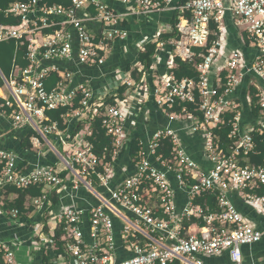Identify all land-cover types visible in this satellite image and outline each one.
<instances>
[{
  "label": "built area",
  "instance_id": "built-area-1",
  "mask_svg": "<svg viewBox=\"0 0 264 264\" xmlns=\"http://www.w3.org/2000/svg\"><path fill=\"white\" fill-rule=\"evenodd\" d=\"M70 5L48 4L43 0L12 2L6 13L20 18L17 25H0V40L17 39L27 43L26 67L17 66L9 78L3 76L9 95L0 96V112L13 128L30 127L37 131L33 147L42 141L51 144L57 138L62 146L58 152L63 167L20 166L19 155L0 148V193L8 187H43L40 197L30 196L31 205L52 206L50 193L57 197L65 188L77 192L87 190L84 207L65 206L58 213L64 254L59 264H205L202 255L212 256L227 251L233 264H243L242 248L259 242L264 232L243 214L230 197L240 192L245 203L264 215V165L248 161L255 143L253 133L264 131V85L254 82L260 116L255 124L241 123L243 104L233 96L249 74L264 80V0H70ZM109 1L120 3L117 11ZM173 9L178 12L175 25L178 37L171 41L175 55L197 63L199 79H178L169 70L158 72L160 51L165 42L156 40L157 53L151 66L152 81L147 71L139 82L131 71H120L111 77V86L94 90L90 81L76 83V72L69 66L77 63L88 67L105 64L114 42L126 40L129 32L122 26L128 17H145ZM186 13L187 16H184ZM227 14L243 29L250 47L257 50L252 60L242 49L227 52ZM52 29V31H47ZM174 30V26L161 33ZM144 45V44H143ZM141 45V47L143 46ZM204 49L197 54L195 49ZM144 50V46L142 47ZM65 63L66 65H61ZM174 66L173 56L168 69ZM133 68L135 66H132ZM143 70V65L138 67ZM52 73L59 77L52 88L47 81ZM128 87L122 101L105 104V99L120 86ZM114 90H116L114 92ZM81 94L79 105L72 106ZM153 98L163 109L169 123L179 121L204 140V156L210 167L205 169L184 147L176 130L168 124L155 131L147 143H141L135 162V172L114 184V160L126 146L125 124L138 106ZM252 98L248 94L251 106ZM195 106L202 116L188 110ZM104 106L101 112L100 107ZM175 106L179 111H170ZM70 109L62 115L65 129L52 120L48 110ZM234 112L233 140L226 152L216 141L214 129L224 122V114ZM103 115V126L113 139L112 160L103 162L93 151L87 136L89 127L72 136V127ZM174 148L171 157L157 156V148L168 138ZM100 167L101 170H100ZM68 171L72 176L62 177ZM97 176V179L93 177ZM186 192L183 208H179L176 188ZM206 194L216 195V208L196 203ZM95 198L97 204L87 199ZM13 220L20 219V210H3ZM198 222L190 231L185 221ZM43 230L34 231L42 236ZM13 240H0L4 264H22Z\"/></svg>",
  "mask_w": 264,
  "mask_h": 264
},
{
  "label": "crops",
  "instance_id": "crops-1",
  "mask_svg": "<svg viewBox=\"0 0 264 264\" xmlns=\"http://www.w3.org/2000/svg\"><path fill=\"white\" fill-rule=\"evenodd\" d=\"M113 7L123 10V5L120 3H113ZM173 12H175L173 9L160 11L155 13L156 15L154 16V19L144 20L145 17L142 18L138 16L128 17L126 19L127 26L125 28L129 32L131 42L125 41L126 45L123 49L125 54L132 57V66H141L140 62L137 61V53L138 51L143 50V46L145 48V43L149 41H156L159 38L158 34L160 30L164 31L167 30V27H172L171 18L173 16ZM224 25L226 29L227 52L232 49H242L249 63L252 62L257 54V50L250 47V45L248 48L246 47L245 33L243 29L236 24L231 14H227ZM115 43L113 44L111 52L107 56L105 64L100 67H88L77 63L69 64V66L77 73L75 79L76 83L81 81H90L96 91L98 89H103L105 86L112 85L110 80L111 77H113L117 72L125 70L118 64L116 58L114 57L116 47ZM141 45L143 46L141 47ZM160 52H168L166 46ZM161 53L160 56L162 55ZM173 53L174 52L170 53V57L165 64H163L161 56V62L158 65V69L162 64V66H165L168 69V62L171 60ZM252 55L254 56L253 59ZM63 64L66 65L65 63H61V65ZM0 72L3 74L1 69ZM107 79H109V81H107ZM254 82L264 85V80L261 77L249 74L233 93V96L240 100L243 104L241 123L246 125L256 123V121H252L253 119L251 120L250 109L247 108V106L250 107L248 103V85H251ZM1 91L3 96L9 95L6 86H0V92ZM115 91L116 90H114V92ZM150 99L144 101L140 107L138 106L139 104H136L135 110L131 111L130 117L125 124L126 149L123 155L120 152L114 160V184H117L122 180L120 176L126 177L135 172V163L130 158L129 154L132 142L134 140H139L141 143H147L155 131L166 127L168 124H171V127L177 131L180 141L186 150L200 164H202L205 169L210 167L209 161L204 156V140L202 135L191 132L183 123L179 121L169 123L166 112L157 106L153 99ZM23 128L24 127L17 129L13 128L8 117L0 112V148H4L5 146L13 148L14 150L12 151L19 155V161L23 164L22 167L27 169H31L36 165H54L58 168L61 167L62 161L60 157H58L59 154L57 150L59 151L58 146L61 149L62 146L57 138H55V136L53 137V135L51 138V144L54 145V148H52L50 144L46 143L45 147L43 144L40 148L33 147L31 150L33 154L28 151L22 153V150H18L20 148L21 138L19 132L20 129ZM174 186L176 188L178 206L179 208H183L187 198L186 192L178 188V184L176 182H174ZM83 190L84 189L79 190L76 194L74 190H71V187L65 188L61 191V193H63V198H59L58 196L59 201L56 205L62 207H65V205L84 207L86 205L85 198L89 195L88 193L85 195ZM230 197L238 209L264 232V215L258 213L253 207L245 203L240 192L232 191L230 193ZM15 198H17V193H7V191L5 193H0V240L17 241L20 243L17 245V248L25 246L30 247L40 243L43 247L40 250H34L33 253L29 254V262L31 264H46L45 256H47L50 264H59V255L55 253V233L57 231V225L54 226L53 223L48 224V205H44L41 208L35 207L31 205L30 196H28L25 203L27 211L21 212L20 219L13 221L9 215L3 212V205L4 202L12 201ZM87 201L93 205L98 203V200L95 198L87 199ZM30 207L33 209L31 210ZM40 229L43 230L42 236L35 237L33 235L34 231ZM195 230H197V225L192 224V226H190V231ZM242 253L243 264H264V234L259 242L243 246ZM201 257L205 264H233L227 251L218 255H202Z\"/></svg>",
  "mask_w": 264,
  "mask_h": 264
},
{
  "label": "trees",
  "instance_id": "trees-1",
  "mask_svg": "<svg viewBox=\"0 0 264 264\" xmlns=\"http://www.w3.org/2000/svg\"><path fill=\"white\" fill-rule=\"evenodd\" d=\"M15 1H23V0H0V25H17L20 23V18L16 17L12 14L6 13V9L9 7V5L12 2ZM47 2L48 4H63V5H70V0H43ZM189 0H182L183 3H186ZM110 5L113 6L114 2L109 1ZM115 8V7H114ZM117 11H123L118 8H116ZM188 13H186L184 16H187ZM154 15V14H153ZM189 15V14H188ZM179 21L178 12H173V16L171 18V23L174 26V30L161 33L159 36V40L164 41L166 44V49L168 52L161 53L162 55V61L163 64L166 63L168 58L170 57V53L173 52V45L171 41L178 37L177 30L175 28V25ZM123 27L127 26V22L124 21L122 24ZM47 31H52V29H48ZM131 42L130 36L126 40H117L115 43V54L114 57L116 58V61L119 65L123 67V71H131L133 78L136 80V82H139L142 77L144 76L145 72L147 71V77L148 81H152V75H151V66L155 60V55L157 53V42L156 41H149L145 43V49L138 51L137 53V61L140 62V64L143 65V70H139L138 67H132V57L130 55L125 54L124 47L126 45V42ZM245 43L246 47H249V39L245 37ZM196 53L199 54L204 51V49H195ZM27 53V43H21V41L17 39H9V40H0V69L3 72L1 74L0 72V86L4 85V79L3 76H6L7 78L10 77L12 71L17 66L20 67H26L28 65V60L26 59L25 55ZM173 62L174 66L169 69V72H173L175 76L178 79L183 78H191L198 80L199 79V71L197 70V63L199 62L200 58L195 56L193 59H184L178 55H175L173 53ZM252 55V59H253ZM251 59V60H252ZM249 62V61H248ZM162 64V65H163ZM161 65V66H162ZM158 69V72L163 74L168 69L165 66H162V68ZM59 77L56 73H52L51 76L48 78L47 86L48 88H52L55 86V84L58 82ZM248 91L252 98V104L251 106H247V108L250 109L251 113V120L256 121L260 116V107L257 104L258 97L257 94V88L253 85H248ZM128 87L120 86L116 93L108 96L105 99V104H112L116 103L118 100L122 101L126 98V95L128 94ZM81 99V94L78 95V97L75 100V104L72 106L73 108L78 107L79 101ZM153 99V98H151ZM150 99V100H151ZM246 105V104H245ZM187 108L191 112H195L196 114L202 116L198 111L195 110V106L193 104L187 103ZM70 108L69 107H62L56 110H48L47 114L51 117L52 120L58 121L60 124V127L62 129H65L67 125L64 123L62 115L65 114ZM182 109V107L175 106L174 108H171L170 111H179ZM104 110V106L100 107V111L102 112ZM235 113L234 112H226L224 114V122L220 124L217 128L214 129V133L216 135V141L218 142L220 148H223L226 152L228 151V147L231 145L233 140L229 137V134L233 128V122H234ZM246 125V124H243ZM89 127L91 135H88V140L92 143L93 151L98 155L99 159L103 160V162H109L112 160V151H113V139L110 135L107 134L106 128L103 126V115L99 114L95 116V118L89 122L77 124L72 127V131H69L72 136L76 135L81 130H84L85 128ZM19 135H21L20 138V148L18 149L22 153H25L26 151L31 152L33 149V143L31 141V138L33 136H38L37 131H34L30 127H24L23 129H20ZM253 140L255 143L254 149L249 152L247 158L250 163L256 164V165H264V131L259 132L256 131L253 133ZM4 148L14 150L13 148H10L8 146H5ZM141 148V143L139 140H134L130 146V158L135 163L137 160V153ZM173 142L168 138L164 139L161 143V145L157 148L156 155L162 156L163 159H167L171 157L173 152ZM125 147H122L121 154L123 155L125 153ZM32 153V152H31ZM33 154V153H32ZM20 163V166L23 164ZM3 164L0 163V171L2 170ZM102 167H100L101 170ZM68 171L62 172V177H67ZM95 179H97L96 175H93ZM124 177V176H123ZM122 176L120 178L123 179ZM125 178V177H124ZM7 193H17V198H15L12 201H6L4 202L3 208L4 210H11L14 208H18L20 212L27 211L25 208V203L28 196L32 197H40L44 194L43 187L39 185H32L26 188H16V187H8ZM259 194H264V186L258 190ZM49 197L52 201V206H56L58 204L59 198L57 197V192L54 191L53 193L49 194ZM196 203L202 204L203 206H211L212 209L216 208V195L215 194H206L203 197H198L195 199ZM51 206V207H52ZM32 210L33 208L30 207ZM198 222L200 225H204V222L202 220H198L195 218H192L190 220L185 221V226L188 227L192 225L193 223ZM61 229L57 227V231L55 233V253L57 255L64 254V246L61 241ZM46 264H50L49 260L47 259V256H45ZM0 264H4V259L2 252L0 251ZM171 264H180L179 261H175Z\"/></svg>",
  "mask_w": 264,
  "mask_h": 264
},
{
  "label": "rangeland",
  "instance_id": "rangeland-1",
  "mask_svg": "<svg viewBox=\"0 0 264 264\" xmlns=\"http://www.w3.org/2000/svg\"><path fill=\"white\" fill-rule=\"evenodd\" d=\"M155 15L156 14H154V15L153 14L152 15L150 14L148 16H145V18L144 17H142V18H144V20H146V19H154V16ZM107 81H109V79H107ZM42 142L43 143H41L40 145L43 144V146L45 147L46 146L45 141L43 140ZM56 145H58V144H56ZM40 147H42V146H40ZM58 148H59V151L62 152V149L59 146H58ZM61 165H62L61 167H63V164L62 163H61ZM68 176L69 177H72L70 174ZM83 191L85 192V195H86L87 194V190H83ZM60 197L63 198V193L60 194ZM64 208L65 207H62V206H59V205L52 206V207L48 206V217H47L48 224L53 223L54 226H55L56 225V222H57L58 213L61 212ZM42 247L43 246L40 243L39 244L37 243L36 245L30 246V247H28V246L20 247V248L18 247L16 249L18 259L21 261L22 264H31L29 262V254L30 253H33L34 250H36V251L37 250H40Z\"/></svg>",
  "mask_w": 264,
  "mask_h": 264
},
{
  "label": "bare ground",
  "instance_id": "bare-ground-1",
  "mask_svg": "<svg viewBox=\"0 0 264 264\" xmlns=\"http://www.w3.org/2000/svg\"><path fill=\"white\" fill-rule=\"evenodd\" d=\"M0 96H3L2 91L0 92Z\"/></svg>",
  "mask_w": 264,
  "mask_h": 264
}]
</instances>
